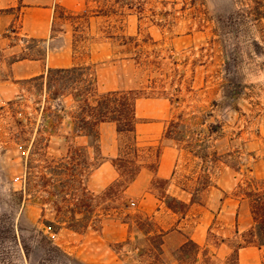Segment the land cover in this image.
<instances>
[{"label": "rangeland", "instance_id": "obj_1", "mask_svg": "<svg viewBox=\"0 0 264 264\" xmlns=\"http://www.w3.org/2000/svg\"><path fill=\"white\" fill-rule=\"evenodd\" d=\"M252 8L248 0H57L53 43H67L73 67L87 66L95 74L89 48L108 43L109 63L131 76L133 91L169 101L164 143L179 151L177 168L170 182L157 179L160 147L132 152L131 139L123 135L119 183L112 192L88 190L83 197L87 177L73 151L65 169L51 175L45 169L79 146L72 138L73 99L59 98L56 111L40 81H24L19 94L0 107V264H231L208 248L163 247L164 232L143 211L141 192H127V181L143 161L154 175L147 191L157 201L175 191L170 185L185 189L187 204L175 213L182 231L194 225L197 205L217 208L229 187L245 199L257 189V214L264 220V24L253 20ZM19 40L25 50L19 56H43L41 43ZM36 140L41 150L32 153ZM82 216L85 222H79ZM220 223L207 234L211 245L222 241ZM243 241L264 245L258 232L227 240L232 248Z\"/></svg>", "mask_w": 264, "mask_h": 264}, {"label": "crops", "instance_id": "obj_2", "mask_svg": "<svg viewBox=\"0 0 264 264\" xmlns=\"http://www.w3.org/2000/svg\"><path fill=\"white\" fill-rule=\"evenodd\" d=\"M56 3L57 0H0V107L19 94L24 81L44 75L48 68L63 69L74 66L67 43L63 42L60 46H54L53 43L55 40L52 36L53 8ZM20 38L41 43L44 47L43 56L40 58L19 56L25 51L18 45ZM112 54L108 43L93 44L89 48L88 60L96 65L94 77L97 90L99 93L135 90L131 76L121 75L117 63H109ZM128 63L129 61H126V64ZM135 117L136 148L150 150L160 147L155 177L170 182L177 168L179 151L175 146L164 143L167 125L171 119L169 101L164 98L137 99ZM97 131L99 150L98 154L94 155L102 161L86 179V188L92 193L104 191L119 179V172L113 166V161L121 155L119 140L122 135L117 133L115 124L101 123ZM72 138L79 146L90 144L87 137L74 135ZM140 165L127 192L131 194L141 192L143 198L141 202H144L145 207L143 211L154 219L164 232L163 247L178 249L188 239L199 248H208L216 259L225 262L233 252L227 240L240 237L253 225L248 200L243 196L233 195L232 187L222 189L217 208L197 205L198 216L194 225L183 232L182 220L179 221L175 213L169 211L147 191L154 175L148 171L143 161ZM170 186L175 191H167L168 195L187 204L183 197V194L189 195L187 191L179 185ZM159 216H163V219H159ZM215 221L221 222L219 232L222 241L211 245L207 242V234ZM236 264H264V245L238 249Z\"/></svg>", "mask_w": 264, "mask_h": 264}, {"label": "trees", "instance_id": "obj_3", "mask_svg": "<svg viewBox=\"0 0 264 264\" xmlns=\"http://www.w3.org/2000/svg\"><path fill=\"white\" fill-rule=\"evenodd\" d=\"M20 1V0H19ZM252 4L253 10V20L259 23L264 24V0H248ZM232 15V13H231ZM264 55V54H263ZM31 81L38 80L41 82V85L44 87L45 93L47 95V102L51 103V107L56 110H61V105L57 104L56 101L59 98L70 96L73 99L74 104L77 108V117L76 122H73V134L81 135L87 137L90 140V144L88 146H76L67 149L64 158L59 164H49L45 169L49 170V174L55 173L56 169H65L67 167L66 160L69 159V155H71L72 151L77 154L81 158V171L82 173L88 177V175L93 171L99 163H101V158L96 159L97 162L95 164H91L89 161V152L92 150L93 154H98V131L97 128L101 123H113L116 126V131L119 135H127L131 139L132 144V152H137V148L135 146V134L134 128L136 124L135 117V102L137 99L141 98H149L145 96L138 95L135 91H111L106 93H99L96 88V81L94 74H92L89 67H70V68H48L44 75L39 77L30 79ZM29 81V80H28ZM44 112V109L42 110ZM45 121V118L41 119V123L37 128V135L40 134V128L42 127V123ZM40 145V141L36 140V142L32 143L31 152L38 153L41 148H37ZM48 146V141L46 140L43 143L42 150L46 149ZM43 150V151H44ZM121 155L118 159L113 161V166L119 172V178L121 175V159H122V148L120 147ZM36 151V152H35ZM31 153V154H32ZM158 155V153H157ZM156 155V157H157ZM31 160L28 161L30 164ZM76 168V167H75ZM75 168H72L70 173L71 177H74ZM138 168L134 170L127 181V185L130 184L134 177L138 173ZM82 173L79 175L82 177ZM31 173L28 171L25 172V189L28 190L30 185L29 176ZM49 180H45L43 184L45 187L48 185ZM118 180L115 181L112 185L108 187L107 191L112 192L113 187L117 185ZM41 185V186H43ZM125 185V186H127ZM86 185H82L81 192L83 197L88 196V189L84 188ZM106 191V192H107ZM21 195V193H20ZM247 200L250 207V213L252 218V227L247 232L240 235L242 238L245 234L249 236H257V232L264 237V220H259L257 214V202L261 201L260 198L257 199V189L253 188V190L248 194ZM53 203V202H51ZM163 204L165 207L176 213L177 209L185 208V204L173 197L165 196ZM74 217V216H73ZM87 218L82 216L79 218V222H85ZM70 221H74V218H70ZM59 223H65L64 221ZM45 229L49 231L50 234H55L52 230L51 224H44ZM69 228L72 231L77 232L75 225L70 224ZM47 240L50 239L46 238ZM186 244H190L194 248H199L192 241H186L180 248L179 251L182 252L186 247ZM247 246H258L253 241H243L242 243L237 244L235 248H233V252L230 257L227 259L231 262V264H236V255L238 249ZM54 249V248H53Z\"/></svg>", "mask_w": 264, "mask_h": 264}]
</instances>
